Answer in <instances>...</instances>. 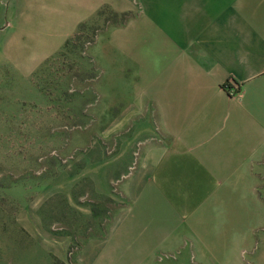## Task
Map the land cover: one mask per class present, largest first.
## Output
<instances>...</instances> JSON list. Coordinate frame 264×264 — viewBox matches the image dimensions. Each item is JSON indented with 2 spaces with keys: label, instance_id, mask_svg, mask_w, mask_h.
<instances>
[{
  "label": "rangeland",
  "instance_id": "374dc122",
  "mask_svg": "<svg viewBox=\"0 0 264 264\" xmlns=\"http://www.w3.org/2000/svg\"><path fill=\"white\" fill-rule=\"evenodd\" d=\"M137 2L0 0V264H224L146 251L152 199L129 207L144 135L121 30Z\"/></svg>",
  "mask_w": 264,
  "mask_h": 264
},
{
  "label": "crops",
  "instance_id": "0c3cea01",
  "mask_svg": "<svg viewBox=\"0 0 264 264\" xmlns=\"http://www.w3.org/2000/svg\"><path fill=\"white\" fill-rule=\"evenodd\" d=\"M82 1L95 11L112 0H79L88 14ZM130 6L122 49L137 105L128 116L137 108L144 139L127 196L129 207L152 199L143 222L154 225L153 243L143 246L264 264V0Z\"/></svg>",
  "mask_w": 264,
  "mask_h": 264
}]
</instances>
